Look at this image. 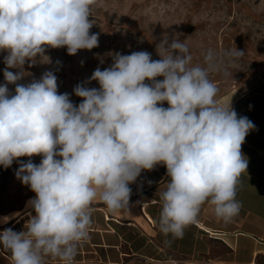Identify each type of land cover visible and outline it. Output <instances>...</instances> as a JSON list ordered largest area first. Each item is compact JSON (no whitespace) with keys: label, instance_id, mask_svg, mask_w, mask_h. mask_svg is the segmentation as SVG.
Segmentation results:
<instances>
[{"label":"clouds","instance_id":"clouds-1","mask_svg":"<svg viewBox=\"0 0 264 264\" xmlns=\"http://www.w3.org/2000/svg\"><path fill=\"white\" fill-rule=\"evenodd\" d=\"M94 3L0 0V51L8 53L6 84L0 85V166L28 157L16 176L35 193L27 202L32 212L26 231H0V247L10 253L11 264H45V258L74 264L89 239L92 205L100 201L113 214L129 209V185L157 165L166 167L169 178L160 193L158 222L160 232L171 237L166 243L183 238L205 204L225 224L242 208L237 192L248 159L241 146L255 125L217 103L209 74L222 68L211 49L204 67L190 66L192 56L178 37L161 40L159 60L147 51L116 53L110 67H97L89 78L99 88H74L82 98L78 105L68 93H58L51 71L17 83L25 63L47 57V48L66 47L76 55L98 47L99 34H90ZM244 54L237 48L225 53ZM7 84L16 85L14 94ZM33 156H41L38 165Z\"/></svg>","mask_w":264,"mask_h":264},{"label":"crops","instance_id":"crops-1","mask_svg":"<svg viewBox=\"0 0 264 264\" xmlns=\"http://www.w3.org/2000/svg\"><path fill=\"white\" fill-rule=\"evenodd\" d=\"M224 104L255 125L241 146L248 168L237 192L242 208L233 221L218 220L205 204L183 238L166 243L171 237L160 232L158 222L160 193L169 178L166 167L157 165L129 185V209L113 214L100 201L92 205L89 239L79 246L74 264H264V81L239 97L227 96L219 102ZM16 172L0 166V231H26L32 212L27 202L35 193ZM0 264H11L10 253L2 247ZM45 264L61 262L45 258Z\"/></svg>","mask_w":264,"mask_h":264},{"label":"rangeland","instance_id":"rangeland-1","mask_svg":"<svg viewBox=\"0 0 264 264\" xmlns=\"http://www.w3.org/2000/svg\"><path fill=\"white\" fill-rule=\"evenodd\" d=\"M90 9V34H99L98 47L79 50L76 55H69L66 47L47 48L49 61L38 56L26 62L25 75L18 84H28L51 71L57 77L58 93H68L78 105L82 98L73 90L78 84L99 88L96 81L88 83L97 67H110L116 53L147 51L153 60H159L157 45L164 37L169 42L178 37L187 44L190 66H206L204 55L209 49L215 53L222 70L211 72L209 79L218 88V104L229 95L236 98L246 94L264 81V0H95ZM234 48L244 51L243 57L225 55ZM7 54L0 51V85L6 84L3 72ZM7 87L14 94L16 85ZM163 106L168 107L166 102ZM28 159L20 157L11 166L17 171L20 161L26 163ZM31 160L38 165L41 156Z\"/></svg>","mask_w":264,"mask_h":264}]
</instances>
